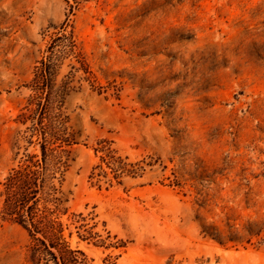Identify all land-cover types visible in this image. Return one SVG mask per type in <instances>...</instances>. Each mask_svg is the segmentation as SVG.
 I'll return each instance as SVG.
<instances>
[{
	"label": "rangeland",
	"instance_id": "1",
	"mask_svg": "<svg viewBox=\"0 0 264 264\" xmlns=\"http://www.w3.org/2000/svg\"><path fill=\"white\" fill-rule=\"evenodd\" d=\"M60 31L87 67L70 55L55 81L83 264H264V0H0V182ZM30 245L0 217V264H35Z\"/></svg>",
	"mask_w": 264,
	"mask_h": 264
},
{
	"label": "trees",
	"instance_id": "2",
	"mask_svg": "<svg viewBox=\"0 0 264 264\" xmlns=\"http://www.w3.org/2000/svg\"><path fill=\"white\" fill-rule=\"evenodd\" d=\"M66 31L67 29H63ZM61 32V33H60ZM55 33L47 54L39 61L30 83L33 95L19 115L23 124L30 122L23 135L27 145L19 163L0 182V217L22 225L30 235V260L35 264H83L84 253L72 248L65 235L69 197L63 189L69 163L64 146L76 143L64 111L70 81L56 87L63 60L75 55L87 69L74 33ZM39 144V148L30 150ZM207 234H213L206 231ZM217 239L219 237L216 236ZM226 240H233L232 235Z\"/></svg>",
	"mask_w": 264,
	"mask_h": 264
}]
</instances>
